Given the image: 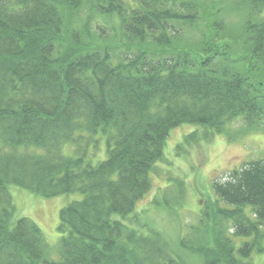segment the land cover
<instances>
[{
	"label": "trees",
	"instance_id": "1",
	"mask_svg": "<svg viewBox=\"0 0 264 264\" xmlns=\"http://www.w3.org/2000/svg\"><path fill=\"white\" fill-rule=\"evenodd\" d=\"M238 118L264 131V0H0V264H257L264 159L214 181L175 248L126 223L174 127ZM10 185L83 195L56 247Z\"/></svg>",
	"mask_w": 264,
	"mask_h": 264
},
{
	"label": "rangeland",
	"instance_id": "2",
	"mask_svg": "<svg viewBox=\"0 0 264 264\" xmlns=\"http://www.w3.org/2000/svg\"><path fill=\"white\" fill-rule=\"evenodd\" d=\"M204 129L200 124L183 123L170 131L166 158L153 170V187L137 204L135 215L126 220L129 226L145 233L158 232L171 248L178 245L189 225L197 223L202 201L214 197V181L223 180L227 172L247 161L264 159V131L253 130L243 119L229 124L232 138L216 133L209 140H200ZM191 135L199 141L189 140L187 136ZM104 146L103 142V156ZM72 150L70 146L66 148L67 153ZM9 190L15 205L14 219L31 218L52 247L58 245L61 237V209L83 197L79 192L44 197L17 185H10ZM165 197L172 201L173 208L158 203ZM256 263L264 264V255L256 258Z\"/></svg>",
	"mask_w": 264,
	"mask_h": 264
}]
</instances>
